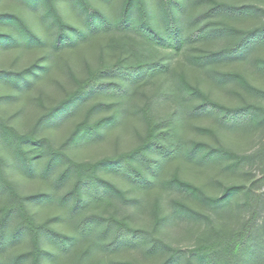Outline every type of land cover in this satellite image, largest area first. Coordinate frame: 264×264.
<instances>
[{
    "label": "trees",
    "instance_id": "16d2710c",
    "mask_svg": "<svg viewBox=\"0 0 264 264\" xmlns=\"http://www.w3.org/2000/svg\"><path fill=\"white\" fill-rule=\"evenodd\" d=\"M10 5L0 10V42L14 41L0 44L14 51L0 65V264H264V174L250 186L190 177L264 166V142L240 152L219 134L264 125V88L250 76H264L253 56L264 0ZM191 71L233 83L241 102L219 101ZM159 103L171 111L159 115ZM127 133L135 143L120 150ZM112 139L100 157L79 152ZM176 225L182 243L169 239Z\"/></svg>",
    "mask_w": 264,
    "mask_h": 264
},
{
    "label": "rangeland",
    "instance_id": "374dc122",
    "mask_svg": "<svg viewBox=\"0 0 264 264\" xmlns=\"http://www.w3.org/2000/svg\"><path fill=\"white\" fill-rule=\"evenodd\" d=\"M6 1V5L4 8V2ZM240 3L242 2H248V1H254V2H258L259 0H238ZM10 2L12 3L13 0H0V10H4V9H10L11 5ZM33 16L36 17L37 21L38 18L35 14L31 13ZM26 15V14H24ZM33 16H29L28 19L31 20L33 23L34 22V18ZM264 16V15H263ZM257 21V20H256ZM255 21V22H256ZM253 22V21H252ZM252 22L247 21L245 22L246 26H249L252 24ZM39 23V21H38ZM33 25V24H32ZM36 27V26H35ZM41 25L39 24V29L41 30ZM38 28V26L36 27ZM5 44L8 43L9 44H14V41L10 39V41L7 42V38L5 40V42H0V44ZM3 44V45H4ZM3 45H0V65L1 64H5V65H9L12 58H13V53L14 51H9L11 53H9L8 51L5 50L6 47H3ZM27 56V54H23L20 57H24ZM253 56H260V57H264V49L258 53H255ZM25 60V57H24ZM21 62H24L23 59L21 60ZM234 64H224L223 68H228L230 66H234ZM242 69H247L249 70V72H251L252 69V65L250 66L249 64L245 63L242 65ZM191 77L192 78H197L198 76H201L199 80H201V84L202 86H205L206 88H209L211 90V93L214 97H216L219 101L226 103V104H237L239 102H241L242 100V96H240V94L238 93L237 88L235 87V85L233 83H226L223 85H219V86H208L206 83V78L205 76L202 75V73L196 72V71H191L190 72ZM250 76H254L253 81L254 83H256L258 86L263 87L264 88V76H260L258 74H252ZM11 78H13V74H11ZM35 78V75H32L30 77V79ZM0 88H2L0 86ZM5 90H2V92H4ZM161 103L157 104V112L160 113L159 115H162L168 111H171L172 107L171 104H164V105H160ZM30 112L32 111V107H29ZM195 121H199V120H195ZM203 121V122H202ZM201 122H199V124L202 123H210V121H212V119L209 120H202ZM114 132L118 133V128H114ZM186 135L190 136V137H194V132L192 131V129L187 128L186 129ZM184 133V134H185ZM220 134V140L222 143H224L227 146H230L234 149H236L237 151L240 152H252L259 143H263L264 142V125L258 127V129H255V131L248 133L244 128L243 129H229V130H225L221 127V130L219 132ZM196 137V136H195ZM121 145H120V150H124L127 149L128 147L132 146L135 143V137L133 138L129 133L127 134H122L121 135ZM205 140H209L211 144L215 143V141L213 139H209V137L207 136V138L204 137ZM102 144V145H101ZM99 145H95L92 144L91 146H88L87 149L83 150V151H79L83 154V156L87 157V158H92V157H97V156H101L104 153H106L109 149L114 147L115 142L112 140L110 141H104ZM107 150V151H106ZM79 156V155H78ZM250 165H245L242 166L240 168V170H238V172L234 173L231 175V177H227V175H224L223 173H221L220 169H211V168H205V167H199L198 170L196 169H192L190 170L191 174V178L194 179L196 182H199L202 185L208 184L209 182H211L214 178H219V180L224 184L227 183H231V182H240L243 184H246V186H250L251 182L254 181V179H257L259 177H261L264 174V166L263 164L260 163V161L258 159H256L253 164L249 167ZM251 170V172H250ZM248 171L249 175H245L246 172ZM251 173L253 176H251ZM22 185L24 186V188L27 191H33L36 188V181H32V182H27V183H22ZM256 193L257 194H261L264 190V183H256ZM209 187V184L208 186ZM213 192H220V191H215L214 189L212 190ZM264 198V197H262ZM260 199L259 203H257L258 208H259V215L262 216L264 215V199ZM237 202L239 203L240 200H237ZM166 207L168 208V206L165 204L164 205V209H166ZM169 209V208H168ZM245 214H241L239 216V221H242L245 218ZM237 222V221H236ZM237 224V223H236ZM179 225L174 226V228L171 229L170 233H169V239H171L174 243L176 241H178V243H182L181 241L179 242L181 235L178 233L179 232Z\"/></svg>",
    "mask_w": 264,
    "mask_h": 264
}]
</instances>
